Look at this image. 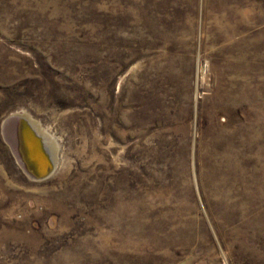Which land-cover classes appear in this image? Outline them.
<instances>
[{
  "label": "rangeland",
  "instance_id": "obj_1",
  "mask_svg": "<svg viewBox=\"0 0 264 264\" xmlns=\"http://www.w3.org/2000/svg\"><path fill=\"white\" fill-rule=\"evenodd\" d=\"M0 264H264V0H0Z\"/></svg>",
  "mask_w": 264,
  "mask_h": 264
},
{
  "label": "bare ground",
  "instance_id": "obj_2",
  "mask_svg": "<svg viewBox=\"0 0 264 264\" xmlns=\"http://www.w3.org/2000/svg\"><path fill=\"white\" fill-rule=\"evenodd\" d=\"M26 118L29 120V123L32 125V128L35 130V132L42 137L43 144L36 143L35 140L31 139L29 132H26L25 129L21 131V128H17V124L15 122L16 118ZM40 130V131H39ZM4 134L6 136L7 141L10 143L14 154L17 157V161H19L20 166L23 168V170L26 172V174L32 178L29 174V160L30 164L33 163L37 167L39 166H47V158L44 157V151L42 149V146H44L45 150L48 151V153L52 156V160L54 163V171L50 175H54L55 171L57 170V166L59 163L57 151L58 146L53 138L48 133H46L37 123H34L31 119L27 118L23 114H15L14 116L7 119V121L4 124ZM59 152V151H58ZM29 155V157H27ZM26 159V160H25ZM27 164V166L25 165ZM46 170H42L40 175L46 174ZM49 176V177H50ZM47 177V178H49ZM45 178V179H47ZM45 180V179H35L32 178V180Z\"/></svg>",
  "mask_w": 264,
  "mask_h": 264
},
{
  "label": "water",
  "instance_id": "obj_3",
  "mask_svg": "<svg viewBox=\"0 0 264 264\" xmlns=\"http://www.w3.org/2000/svg\"><path fill=\"white\" fill-rule=\"evenodd\" d=\"M15 122L17 124V128H21V131L23 129H25L26 132H29V135L31 137V139L35 140L36 143H42L43 139L42 137H40L36 132L35 130L32 128V125L29 123V120L26 119V118H16L15 119ZM42 149L44 151V157L47 158V166H39L37 167L36 165H34L33 163L30 164V160L28 161L29 163V174L32 178H35V179H45L47 177H49L53 171H54V163H53V160H52V156L48 153L47 150H45L44 146H42ZM27 157H29V155H27ZM26 160V159H25ZM27 166V164H25ZM42 170H46V174L44 175H40L39 172H41Z\"/></svg>",
  "mask_w": 264,
  "mask_h": 264
}]
</instances>
